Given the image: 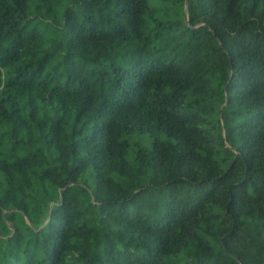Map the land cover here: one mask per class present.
<instances>
[{
  "label": "trees",
  "instance_id": "16d2710c",
  "mask_svg": "<svg viewBox=\"0 0 264 264\" xmlns=\"http://www.w3.org/2000/svg\"><path fill=\"white\" fill-rule=\"evenodd\" d=\"M162 2L183 5L182 20L168 23L167 33L182 27L194 40L206 32L216 35L215 26L208 22L210 11H219L223 5L226 18L236 20L244 9L250 19L236 32V39L223 41L222 47L232 56L231 67L238 78L250 82L254 91L264 89V70H258L264 68V44L257 43L258 36H264V13L257 14L264 0ZM99 3L0 0V264H264V171L259 175L252 171L251 154L244 157L249 163L242 176L236 162L226 171L218 169L213 149L207 148L213 143L207 112L201 100H189L185 95L191 82L178 87L169 82L177 90L163 97L157 84L151 99L160 111L145 110L151 72L155 64L167 59L160 49L145 51L150 40L140 31L145 23L140 16L147 4L145 0H115L120 9L115 18L97 20L91 10ZM74 4L88 13L82 23L72 9ZM149 19L159 30L152 38H160L164 22ZM105 25L109 32L103 31ZM124 25L142 43L141 53L147 59H138L127 71L109 64L114 91L98 109L93 111L91 89L97 83L103 89L109 77L106 70L91 73L95 77L91 83L84 79L77 83L69 77L63 89L52 88L45 95L64 63L61 51L70 48L85 55L102 51L105 41L127 38ZM250 29H258V36L246 44ZM173 40L171 35L165 36V47ZM249 49L253 55L248 65L238 69L240 53ZM199 94L193 88L192 95ZM77 101L70 133L73 143L65 146V117L69 103ZM120 113L125 114L122 127L128 138L117 144ZM82 119L84 126L77 128ZM262 121L264 106L253 122ZM89 123L90 134L76 140ZM144 136L151 141L148 147L141 143ZM219 147L224 148L225 143ZM142 169L166 179L146 187L134 185ZM134 186L138 188L135 192L131 191ZM154 192L163 201L159 218L153 227L139 230L133 237L129 209H135V223L139 224ZM91 210L102 225L111 222L116 227L117 240L129 241L123 252L115 250L107 234L102 237L103 249L97 246L90 255L70 244L72 236L85 244L93 236L94 230L87 228L90 221L73 231L74 220ZM26 235L31 236L27 243ZM134 242L145 255L128 250ZM190 245L192 250H187ZM41 248L43 259L37 260ZM75 252L79 255H69Z\"/></svg>",
  "mask_w": 264,
  "mask_h": 264
},
{
  "label": "clouds",
  "instance_id": "9594fccd",
  "mask_svg": "<svg viewBox=\"0 0 264 264\" xmlns=\"http://www.w3.org/2000/svg\"><path fill=\"white\" fill-rule=\"evenodd\" d=\"M147 7L143 10V14L140 16V20L144 21V25L140 27V31L144 36H148L150 43L145 50L148 53L155 52L157 49L162 50V55L167 59L163 63L155 64L151 72V86L147 89L148 93V107L146 111H151L155 108L156 112L160 109L154 104L151 99L153 94L156 93V85L159 84L160 91L159 96H167L177 90L176 87H172L169 82L177 83V87L180 84L191 82L192 87L188 89L185 95L189 100L199 99L201 100V106L205 108L207 112L206 120L210 122L208 131L210 137L213 140L211 145L207 148H211L214 151L212 159L216 161L218 169L220 171H226L229 166H232L234 162L235 167L238 170V175L242 176L247 169V164L244 157L251 154V166L252 171L258 175L261 171H264V121L259 124L254 123V117L257 116L260 111V107L264 106V89L254 91L250 82L246 80H240L238 73L231 67L232 56L229 52L222 47V42L227 40L229 42L236 39V32L239 31L242 24L246 23L250 17L247 16L244 9L240 10V15L236 20L227 19L226 8L220 5V10L210 11L207 13L208 22L213 24L216 28V35L211 32L201 34L198 40H194L191 34L184 32L183 28L174 29L169 34L167 33L168 23L173 21L182 20L183 5L180 3L169 2L163 3L162 0H145ZM60 5L59 7H63ZM73 11L78 17V22H83V16L88 15L82 8L76 4L72 5ZM120 11L115 5V0L112 3H105V0H100V3L95 5L91 10V15L97 20L101 16H112L115 18L116 14ZM264 13V3H261L260 8L257 9V14ZM196 15L200 17L202 14L197 11ZM152 16L156 20L164 22V32L161 33L160 38L153 39L156 31L155 25L152 24L149 17ZM55 23V22H53ZM119 23L124 24L121 20ZM127 28V38L124 40L116 39L111 43L104 42V48L101 51L96 49L90 51V54L85 55L80 51H73L67 48L65 51L60 52V58L64 60V63L56 74V78L49 86L48 92L45 95L51 94L52 88L63 89L64 81L71 77L77 83L79 79L88 80L90 83L95 80L94 76L90 77L93 72H99L101 70L109 71L108 80L105 81L104 87L101 90L100 85L97 83L96 87L91 89L94 95L93 111L98 109L110 95L113 93L112 84L114 79L109 69V64L117 67L121 71H127L129 67L137 63L138 59H147L141 53L142 43H137L135 36L130 28ZM88 25H85L87 28ZM264 27V25H262ZM103 31L109 32L108 26H103ZM258 29H250L249 33L245 34V43H249L253 37L258 36ZM171 35L174 40L168 43L165 47V36ZM257 43L264 44V36H258ZM254 48L255 45H252ZM97 51H101V55L97 57ZM253 55L251 49L247 52L240 53V59L237 62V68L242 65H248L249 59ZM264 55V53H262ZM106 57V58H105ZM259 58V57H258ZM95 59V63H93ZM67 69V71H65ZM75 69V71L73 70ZM264 70V68L258 69ZM254 69V71H258ZM247 72L248 69L245 68ZM234 76L237 79L234 81ZM111 81V82H109ZM39 83V82H38ZM47 83V81H45ZM193 88L200 90V94L197 96L192 95ZM75 92V89H73ZM118 96L119 94L116 93ZM75 99V96H73ZM231 101V103H229ZM187 102V101H186ZM55 107V106H54ZM79 107V101L75 104L69 103V112L65 117L67 123L65 126L64 143L65 146L72 144L71 138L72 120L76 116V110ZM155 115V113H153ZM128 118H131L130 116ZM125 119V114L120 113L117 117V135L115 143L119 144L123 140L127 139V134L123 131L122 122ZM85 120L82 119L80 124L76 125L77 128L84 126ZM202 127V126H201ZM92 124L89 123L87 128L82 133L81 137H76V140H80L83 136H88L91 132ZM144 147H148L151 141L147 136L140 138ZM221 142L225 143V147H219ZM83 155V153H81ZM201 155H204L201 152ZM238 156L240 159L238 160ZM127 158V157H126ZM223 161V162H221ZM91 171V169H89ZM112 178L117 180L115 174H112ZM166 177L153 176L152 172L148 169H142L141 173L136 175V179L133 182L134 185L139 187L151 186L152 184H161ZM137 187H133L131 191H137ZM249 195L253 193L251 188L249 189ZM163 201L158 192H154L152 199L149 201L145 209L141 213V222L135 223V209H129V219L132 220L133 228L130 229L133 237L138 235L139 230L144 228H150L154 226L155 221L159 218V214L162 210ZM85 221H90L87 224V228L93 229V236H89L87 243L77 236H72L70 244H74L78 249L84 251L90 255L97 246L100 250L103 249L104 244L102 237L107 234L108 238L112 240L115 245V250L123 252L129 241L125 239L123 242L116 239L115 232L116 227L108 222L102 225L99 222V217L95 210H91L78 220H74L73 231L79 225ZM31 239L30 235L25 236V243ZM99 242V244H98ZM24 244L21 245L23 249ZM129 251L135 250L137 256L145 255V250L138 247L137 243H132ZM192 250L191 245L189 249ZM216 250L219 248L217 246ZM254 253V250H250ZM42 248L37 251V260L43 259ZM71 256L79 255V252L70 253ZM183 255V252L181 253ZM23 260V256L21 257ZM253 259L256 257L253 255ZM264 259V258H262ZM85 264V262H81Z\"/></svg>",
  "mask_w": 264,
  "mask_h": 264
},
{
  "label": "water",
  "instance_id": "95a60500",
  "mask_svg": "<svg viewBox=\"0 0 264 264\" xmlns=\"http://www.w3.org/2000/svg\"><path fill=\"white\" fill-rule=\"evenodd\" d=\"M186 12H187V2H186ZM186 17H187V14H186Z\"/></svg>",
  "mask_w": 264,
  "mask_h": 264
},
{
  "label": "rangeland",
  "instance_id": "374dc122",
  "mask_svg": "<svg viewBox=\"0 0 264 264\" xmlns=\"http://www.w3.org/2000/svg\"><path fill=\"white\" fill-rule=\"evenodd\" d=\"M130 157H131V154H130ZM130 157H129V158H130Z\"/></svg>",
  "mask_w": 264,
  "mask_h": 264
}]
</instances>
